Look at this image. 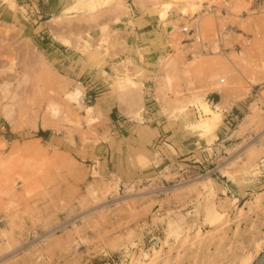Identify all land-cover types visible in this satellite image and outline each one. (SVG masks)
Listing matches in <instances>:
<instances>
[{
    "label": "rangeland",
    "instance_id": "1",
    "mask_svg": "<svg viewBox=\"0 0 264 264\" xmlns=\"http://www.w3.org/2000/svg\"><path fill=\"white\" fill-rule=\"evenodd\" d=\"M11 1L0 0V264H149L142 254L152 257V249L161 251L156 264H237L250 251L256 264L264 238V0L204 8L203 45L193 49L181 34L183 47L168 46L173 27L156 23L146 0H123L122 10L112 0ZM89 2L101 5L92 12ZM169 55L166 87L160 59ZM76 88L83 108L66 99ZM194 94L221 107L208 142L173 113ZM90 106L92 125L84 118ZM227 115L235 117L230 128ZM209 181L232 210L229 225L204 221L216 198L204 189ZM234 196L239 215L228 202ZM63 222L70 225L54 233Z\"/></svg>",
    "mask_w": 264,
    "mask_h": 264
},
{
    "label": "bare ground",
    "instance_id": "2",
    "mask_svg": "<svg viewBox=\"0 0 264 264\" xmlns=\"http://www.w3.org/2000/svg\"><path fill=\"white\" fill-rule=\"evenodd\" d=\"M92 0H90L91 2ZM148 4H150L149 6V10L150 13L154 16L156 23H161L164 25V27L167 26H172L173 30L171 31V33H169L170 35H168L167 37H169V40H167L166 43H168V46H172V47H183L182 44V39L179 38V34H181V23L184 22L186 26H191L194 24H197L198 26V30L200 33V16H201V12L204 8H208L210 6H212V4H220V3H224L225 0H146ZM237 1H241V0H237ZM82 2V1H80ZM89 2V3H90ZM94 2V1H93ZM114 3L116 4V6L118 7V9L122 10L125 9L124 8V4H123V0H112V1H108V3ZM141 2V1H140ZM11 6L14 7V3L10 0ZM105 3V2H102ZM146 3V4H147ZM206 3H210V5L208 4L207 6H205ZM10 5V4H9ZM89 10L90 11H94V9H97V7L100 4H96L94 3L91 6V3L88 4ZM223 5L228 6L229 3H224ZM106 7V6H105ZM109 8V7H108ZM76 9V8H75ZM85 8L82 6L79 9L77 8V10H84ZM103 9V8H102ZM98 12V11H97ZM102 13V12H101ZM106 13V12H105ZM150 14V15H151ZM206 13H204L205 15ZM97 15V14H95ZM175 18H172V17ZM86 19V18H85ZM102 20V19H101ZM74 24V23H73ZM133 23L132 21H129V25L131 26ZM89 25V24H88ZM155 25V24H154ZM80 26V25H79ZM78 26V27H79ZM84 26V25H83ZM159 26V25H158ZM162 26V25H161ZM77 27V25H76ZM171 30V29H170ZM67 31V30H66ZM72 31V30H71ZM103 31V30H102ZM84 32V31H83ZM160 32V31H159ZM175 35H174V34ZM198 33V34H199ZM178 35V36H177ZM182 35V34H181ZM224 37V36H223ZM71 39V37H70ZM163 39V38H162ZM221 39V38H220ZM172 40V41H171ZM219 40V38H218ZM72 41V40H71ZM79 43H81V45L76 47V50L78 53H83L86 51V49L88 48L86 46L85 41L80 38ZM63 42L67 45H71L67 40H63ZM217 41H210V46L213 47L212 49L214 50V53H217L218 48L216 45ZM219 43V42H218ZM160 44V43H159ZM245 45V44H244ZM72 46V45H71ZM216 49V50H215ZM181 52V50H180ZM178 52V53H180ZM177 52L175 53L176 55L178 54ZM220 60V59H219ZM226 63H230L231 65H233V63L230 61V58L228 59L226 57ZM220 62V61H219ZM160 67L161 70L164 75V82H165V86L166 87H170L172 80H171V76H169L167 74V72L173 67L174 65V58L169 55V56H165L162 57L160 59ZM225 62H220V64L225 67L226 66ZM226 68V67H225ZM119 70V69H118ZM140 71V70H139ZM159 71V70H158ZM124 81H122L124 83L125 87H129V89L133 88L135 89V92L138 93V97L141 98L142 94H141V88L140 85L137 82H134L128 75H124L123 76ZM223 79L221 78L220 81H222ZM121 82V83H122ZM7 86V82H5L2 86H1V91L3 93V97H7L8 95V90L6 88ZM219 85H217L218 87ZM81 97H82V92L79 88H76L72 91H68L66 93V99L68 101L73 102L74 104H76L79 108L82 107V103H81ZM209 102V101H208ZM208 102L206 101V98L201 97L199 94H194L192 96V99L190 101H188L185 104H182L180 106H178L175 111L173 113H175V117L177 120L180 121L181 127L183 126L185 131L187 133H200L201 134V141H211L215 135L216 132L218 131L221 123H222V113H221V107L218 106L219 103L214 104V106H210L208 104ZM211 107V108H210ZM83 108V107H82ZM84 112H85V120L87 122L88 125H92L96 122L97 118L94 116L95 113V107L94 106H90V107H84ZM198 114V116L196 115ZM140 116V115H138ZM170 116V114H169ZM138 118V117H137ZM172 118V117H171ZM248 118L249 116L247 115L242 122L239 125L240 129H243L247 123H248ZM250 122V121H249ZM252 122V121H251ZM250 124V123H248ZM259 150V149H258ZM257 148L253 149L251 151L250 154H248L249 156H253L258 154ZM264 153V152H263ZM248 156V157H249ZM259 163L262 164L264 163V159H262L261 157H259ZM234 165V164H233ZM236 165V164H235ZM251 165V164H250ZM252 167H254L253 165H251ZM256 166V165H255ZM263 166V164H262ZM256 168H254L255 170ZM253 170V171H254ZM257 173V172H256ZM254 173V175L256 174ZM259 175V174H257ZM254 177V176H253ZM256 179V178H255ZM258 182V181H257ZM208 184H206L204 186L205 191L207 192V195L209 197H216L217 192H221V194L223 195L224 193L222 192V189H218V187L215 186V184L209 182H206ZM260 186V185H259ZM200 187V186H199ZM264 192V191H263ZM257 194V193H256ZM263 195V194H261ZM207 196V197H208ZM258 196H255V198ZM237 198L234 196L233 200L228 201L230 206H232V208L234 209V213L235 215H239L242 213V211H244L243 208H237L236 207V203L239 201ZM260 200V199H259ZM261 201V200H260ZM209 202V201H208ZM252 202V201H251ZM227 203V202H226ZM255 203V202H254ZM252 203V204H254ZM257 203V201H256ZM246 204H249V202L247 201ZM251 204V203H250ZM260 204V202H259ZM257 205V204H256ZM255 205V206H256ZM223 205L220 203L219 197L215 198L214 201L209 204L206 208H205V222L207 224H209L212 228L214 227V224H216V222L221 221L219 224H217V226H215L216 228L220 227V225H222L223 223L225 224L227 221V216H229L232 212V210L226 211L223 209L222 207ZM245 206V205H244ZM249 206V205H248ZM254 207V206H253ZM250 209V208H249ZM248 209V210H249ZM257 209V206H256ZM261 209V208H260ZM250 212V211H249ZM248 212V213H249ZM237 213V214H236ZM250 215V214H249ZM240 218V217H239ZM233 219V218H232ZM243 219V218H242ZM241 220V219H240ZM228 222V221H227ZM238 222V221H237ZM225 225H229V223L225 224ZM224 225V226H225ZM239 226V225H238ZM237 226V227H238ZM214 227V228H215ZM229 227V226H228ZM236 228V227H235ZM239 229V228H237ZM179 230V229H178ZM178 230H176V234H174L175 236H177L180 232H178ZM213 230V229H212ZM221 230V228L219 229ZM242 230V229H241ZM200 231V230H199ZM198 232H196V235H198V237H202L203 235L200 234ZM215 231V230H214ZM213 231V232H214ZM236 231V230H235ZM203 232V231H202ZM206 232V231H204ZM223 232V231H221ZM239 232V231H238ZM234 233V232H233ZM236 233V232H235ZM194 234V233H193ZM218 234V233H217ZM37 234H34L33 236H37ZM222 235V234H220ZM226 235V234H225ZM264 235V233H263ZM235 236V234H234ZM193 237V236H192ZM215 237V236H213ZM204 237H202L201 239L203 240ZM220 238V237H219ZM226 238V237H225ZM235 238V237H234ZM263 238V237H262ZM196 239V238H195ZM233 240V239H232ZM262 240V239H261ZM193 241V240H192ZM197 241V240H196ZM259 241V240H258ZM202 242V241H201ZM193 243V242H192ZM222 243V242H221ZM220 243V244H221ZM225 243V242H224ZM230 243V242H229ZM219 244V243H218ZM199 245V243H198ZM256 255H260V253H264V238L262 242H257L256 244ZM251 248V247H250ZM155 249V248H154ZM244 249V248H243ZM249 249V248H248ZM253 249V247H252ZM153 250V249H152ZM151 252H153V256H149L147 253H141L142 254V259L144 260H149V264H156L157 260H159L160 257V250H153ZM244 251V250H243ZM148 252V251H147ZM150 252V250H149ZM250 252H254V251H250ZM250 252H246L244 253L242 256H240L238 258V262L237 264H253V259H254V255ZM167 255V254H166ZM170 256V255H169ZM168 257V255L166 256V258ZM177 257V256H176ZM261 257V255H260ZM260 257H258L257 259H259ZM165 258V259H166ZM164 259V260H165ZM174 261H176V258H173ZM178 259V258H177ZM256 259V260H257ZM168 260H166L165 262L167 263ZM173 261V262H174ZM180 261V260H179ZM258 261V260H257ZM172 262V259H171ZM172 262V263H173ZM177 262V261H176ZM144 263V262H143ZM162 263V262H161ZM170 263V262H169ZM167 263V264H169ZM236 263V262H235ZM165 264V263H164ZM262 264H264V259Z\"/></svg>",
    "mask_w": 264,
    "mask_h": 264
},
{
    "label": "built area",
    "instance_id": "3",
    "mask_svg": "<svg viewBox=\"0 0 264 264\" xmlns=\"http://www.w3.org/2000/svg\"><path fill=\"white\" fill-rule=\"evenodd\" d=\"M198 33H199V30H198L197 24H194L191 26L181 25V34L189 37V39L192 40V42L190 44L192 49H193V44H195V43L198 45H203L202 38L200 37V35ZM219 34L220 33H218V36H219ZM224 120H225L224 122H225L226 127L230 128V127H232L233 123L235 122V117L233 115L232 116L227 115V116H225ZM68 225H70L68 222H63L61 225L55 227L52 231L54 233L58 232L62 229L63 226L65 228V227H68ZM47 233L48 232L38 233V235L35 237L32 235V238L34 241H37L38 243H40V241H42L46 235H49Z\"/></svg>",
    "mask_w": 264,
    "mask_h": 264
},
{
    "label": "water",
    "instance_id": "4",
    "mask_svg": "<svg viewBox=\"0 0 264 264\" xmlns=\"http://www.w3.org/2000/svg\"><path fill=\"white\" fill-rule=\"evenodd\" d=\"M264 259V253H262L261 257L258 259V261L256 262V264H262Z\"/></svg>",
    "mask_w": 264,
    "mask_h": 264
}]
</instances>
